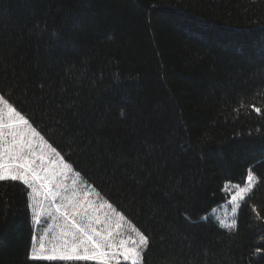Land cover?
Listing matches in <instances>:
<instances>
[{"label":"trees","instance_id":"trees-1","mask_svg":"<svg viewBox=\"0 0 264 264\" xmlns=\"http://www.w3.org/2000/svg\"><path fill=\"white\" fill-rule=\"evenodd\" d=\"M13 88L152 235L144 264H264V0H0V89ZM249 173L228 229L211 212ZM26 191L0 183V264H68L29 258Z\"/></svg>","mask_w":264,"mask_h":264},{"label":"snow or ice","instance_id":"snow-or-ice-1","mask_svg":"<svg viewBox=\"0 0 264 264\" xmlns=\"http://www.w3.org/2000/svg\"><path fill=\"white\" fill-rule=\"evenodd\" d=\"M14 93L15 88L0 89V183L23 185L31 200L32 220L40 226L44 218L47 224L42 233L33 235L29 258L68 264H144L152 235L83 181L70 157L66 159L49 142L50 138L42 134L45 129L39 128L31 113L13 99ZM44 100L37 97V106ZM254 110L262 111L259 107ZM255 179L249 173L246 186H234V194L227 201L234 205L232 212L252 192ZM220 223L229 229L237 226L236 220Z\"/></svg>","mask_w":264,"mask_h":264},{"label":"rangeland","instance_id":"rangeland-1","mask_svg":"<svg viewBox=\"0 0 264 264\" xmlns=\"http://www.w3.org/2000/svg\"><path fill=\"white\" fill-rule=\"evenodd\" d=\"M75 169V168H74ZM75 171H77L75 169ZM82 179L84 182H86L88 185L92 186V187H95L94 184L90 183L88 180H86L82 175H81ZM247 184L245 185H240L241 187H244L246 186ZM235 184L233 183H229L228 184V191H230V194H229V199L228 201L231 199V195L234 194V188ZM96 188V187H95ZM97 191H99L97 188H96ZM101 199H106L104 196L101 195ZM31 203V200L29 198V204ZM234 207V205H231V204H228L227 202L226 203H223L217 207H215L213 210L215 211H212L211 212V216L217 220L219 223L221 221L224 222V224H230L232 222V220H236L237 221V214H238V210H239V207L237 208L236 212H232V208ZM31 209V208H30ZM32 213V212H31ZM44 218H42V224L40 226H37L34 221H33V225H34V230H35V235H39L40 233H42L43 231V228L47 226L46 223L43 222ZM50 222V221H48ZM221 224V223H220ZM227 228V227H226ZM229 229V228H228Z\"/></svg>","mask_w":264,"mask_h":264}]
</instances>
